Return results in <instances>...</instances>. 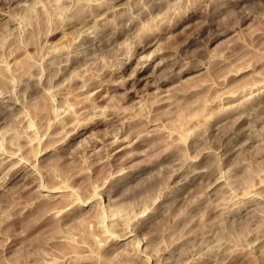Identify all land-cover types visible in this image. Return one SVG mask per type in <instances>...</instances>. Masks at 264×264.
I'll use <instances>...</instances> for the list:
<instances>
[{
  "label": "rangeland",
  "instance_id": "rangeland-1",
  "mask_svg": "<svg viewBox=\"0 0 264 264\" xmlns=\"http://www.w3.org/2000/svg\"><path fill=\"white\" fill-rule=\"evenodd\" d=\"M0 103V264H264V0H0Z\"/></svg>",
  "mask_w": 264,
  "mask_h": 264
},
{
  "label": "bare ground",
  "instance_id": "bare-ground-1",
  "mask_svg": "<svg viewBox=\"0 0 264 264\" xmlns=\"http://www.w3.org/2000/svg\"><path fill=\"white\" fill-rule=\"evenodd\" d=\"M141 70H140V69ZM136 71H135V77H133V81H138V80H140V79H142L143 77H141V75L140 74H142V73H144L145 71H146V69L143 67L142 68V66L141 67H139ZM144 75V74H143ZM3 95V94H2ZM4 99V98H3ZM8 99V98H7ZM3 102H5V101H3ZM1 104V103H0ZM193 178V177H192ZM191 179V178H190Z\"/></svg>",
  "mask_w": 264,
  "mask_h": 264
}]
</instances>
